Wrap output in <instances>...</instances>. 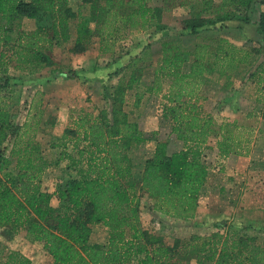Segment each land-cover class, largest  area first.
I'll use <instances>...</instances> for the list:
<instances>
[{
    "label": "trees",
    "instance_id": "1",
    "mask_svg": "<svg viewBox=\"0 0 264 264\" xmlns=\"http://www.w3.org/2000/svg\"><path fill=\"white\" fill-rule=\"evenodd\" d=\"M161 2L156 6L150 0H81L74 10L69 0H0V231L4 227L2 232L9 238L25 231V238L40 243L52 264H180L174 246L143 228L134 202L136 188L146 194L149 209L189 220L196 216L198 194L206 183L208 168L202 157L210 139H215L220 157L247 156L251 151L250 127L231 119L216 122L199 102L205 74H226L246 63L248 52L227 38L198 32L227 21L248 23L256 3L264 5V0ZM179 7L187 13L180 32L175 38L160 40V59L145 89L161 95V116L182 148L169 153L166 143L157 141L136 176L129 153L146 138L125 104L127 91L139 84L142 75L143 46L110 73L116 80L104 87L109 110H71L67 126L50 145L61 148L58 159L68 160L75 175L61 187L48 190L42 176L49 162L36 138L43 93L37 90L25 102L23 119L15 120L10 70L34 74L51 67L52 50L71 37V21L75 23L74 51H83L95 40L98 56L112 57L128 34L163 29L162 13ZM43 15L50 23L31 30L19 21ZM257 30L264 40L263 11ZM185 32L200 39L191 49L184 45ZM257 66L258 72L250 77L259 73L256 84L264 91V62ZM140 100L137 91L134 106ZM99 223L107 228V242L90 243L92 225ZM225 227L226 221H217L211 232L192 237L198 263L264 264V241L256 242L242 228ZM4 264H30V260L8 250Z\"/></svg>",
    "mask_w": 264,
    "mask_h": 264
},
{
    "label": "rangeland",
    "instance_id": "2",
    "mask_svg": "<svg viewBox=\"0 0 264 264\" xmlns=\"http://www.w3.org/2000/svg\"><path fill=\"white\" fill-rule=\"evenodd\" d=\"M80 3L81 0H69V5L74 10ZM150 4L161 6L162 2L161 0H150ZM260 8L264 12V5ZM186 15V11L180 7L164 11L159 21L163 29L134 31L128 34L118 43L116 54L112 57L98 56L95 40L88 43L83 51H74L75 23L71 21L69 24L71 37L60 46L54 47L50 54L54 62L51 67H46L34 74L10 70V76L13 77L12 81L15 84V93L12 99L15 120L23 119L25 102L29 101L37 90L43 93V115L36 138L44 157L49 162V166L42 176L44 187L52 191L61 187L75 175L73 168L68 167V160L58 159L61 148L50 145L61 136L69 122L71 110L82 109L93 113H97L102 108L109 110L110 104L104 96V87L114 84L116 80V77L109 76L110 73L125 64L129 56L139 52L143 46L145 49L141 52L140 61L142 75L139 84L127 91L125 104V110L129 111L131 119L137 122L146 138L144 143L129 153L136 176L138 171H141L144 160L153 153L157 141L165 142L168 150L180 147L181 143H178L179 140L177 141L171 133L168 121L161 116V95L150 94L145 86L152 81L155 65L160 59V40L175 38L180 32L181 19ZM19 21L23 28L31 30L39 24H49L50 18L43 15L37 19L23 17ZM226 30L228 33L233 31L228 25L223 24L215 28H203L198 32V35L220 36L227 33ZM182 39L185 47L189 49L200 40L196 34L187 32L182 35ZM240 43L238 45L244 44L243 46L249 47L253 51H257L259 48V44L256 42L240 41ZM146 45H150V47L147 48ZM69 73L72 76L69 77L67 75ZM248 73L247 68H231L221 76L216 71L211 72L209 78L202 82L199 90L202 98L199 102L203 110L212 115L216 122L231 119L236 120L240 125L250 127L253 131V146L256 140L260 144H264V130L262 131L259 127L262 118H257L260 115L259 110H254L257 114L247 118V116H242V113L240 117H234L228 108L229 103L239 104L240 108L245 110L250 106H253L254 109L258 107V104L254 103V95L259 94V90L256 88L258 85L253 84V81L248 78ZM226 80L230 81L228 87H224ZM137 91L141 93V100L138 106H134ZM246 119L251 120V124L254 125L245 124ZM215 147V139L211 138L204 149L203 157L210 162L207 165L210 175L207 176L206 183L199 193V205L194 218L173 220L158 211L149 209L150 202L145 193L138 188L134 192V202L138 204L143 228L161 236L166 245L174 246L180 264H209L207 261L197 262L190 243L194 235H202L214 230V224L217 221H226L225 228L228 230L244 229L249 235L256 237L258 243L264 241V227L257 228L250 224L247 216L249 213L246 210L248 206L259 205V199L264 202V188L261 189V185L264 184V176H256L258 179H254L250 184L248 183L249 179H243L242 176H216V171L225 157H220L219 154L215 155L216 151L211 150ZM68 149L71 150V146ZM243 182L247 184L242 185L243 189L241 190L238 186ZM260 182H262L261 185ZM232 183L237 187H229ZM249 186L252 188L250 189ZM245 187L247 188L245 189ZM250 192L252 193L250 194ZM23 232L25 231L17 232L13 238H9L8 234L3 232L0 233V264H4L8 249L14 250L12 248L17 246L23 247V239H26L25 235L21 234ZM107 238L105 226L100 223L92 225L90 243H106ZM28 252L32 258V264H52L51 256L40 243L34 242Z\"/></svg>",
    "mask_w": 264,
    "mask_h": 264
},
{
    "label": "crops",
    "instance_id": "3",
    "mask_svg": "<svg viewBox=\"0 0 264 264\" xmlns=\"http://www.w3.org/2000/svg\"><path fill=\"white\" fill-rule=\"evenodd\" d=\"M256 4H257L256 6L258 7H256L254 13L251 14L250 22L245 23V22L234 21V20L223 22L224 25H228V27L231 28V30L233 31L232 33H228V30H226L227 33H225L224 35L223 34L220 35L224 38H227L230 42L236 45L241 44L240 41L258 42L259 48L257 51L256 50L253 51L249 47L243 46L244 44L238 45V46H243L246 49V52H248L249 56H248V60L246 63L240 64L238 67H235V68H247V71L249 72L248 78H250V80L253 81V84L255 85H256V78L259 73H256L257 75H254L252 77H250V73L256 72L257 70H259L257 65L264 62V40L262 39V35L257 30L260 13L262 11L260 7H262L263 5H261V3L259 2H257ZM223 24L218 23L216 24V26H213V28L217 27L218 25L220 26ZM210 74L211 72L206 73L205 79H208ZM229 85H230V81L226 80L224 87H228ZM256 88H258V86ZM254 103L258 104V107L255 109L253 106H250V107H246V110H245V109H241L239 104H230V103H229L228 108L231 111V115H234V117H240L242 113L243 114L242 116H247V118H249L250 116H255L257 113H255L254 110L258 109L259 110L258 112H260V115L257 118H262L261 121L259 122L260 123L259 127H261V130L263 131L264 130V118H263L264 91L262 92V90H259V94L254 95ZM241 121L243 122L244 120H241ZM244 123L248 125L249 124L254 125V124H251L252 121L248 119H246ZM179 142L180 141H178V143ZM181 148H182V144H180V147L175 148V149H170V150H168V148L166 149H167V152L171 153L173 151L180 150ZM211 150H215L216 152L214 151L212 152H214L215 155H218V150L216 147ZM203 156H204V151H203ZM202 158L206 165L210 164V162H208L204 157ZM221 163L222 164H220L219 169H217L218 171H216L217 172L216 176H229V175H233L234 177L242 176L241 178L243 179L248 178L249 179L248 183L250 184L254 179H258L256 178V176H262V177L264 176V144L263 143L260 144V142H257L256 140V142L253 143L251 151L247 156L229 155L223 158ZM242 166H244V168H241ZM208 167L209 166H207V168ZM209 175L210 173L208 172L207 176ZM245 183L246 182H243V184H240L238 187L242 190L243 188L241 186L244 185ZM261 183L262 182H260V185ZM229 187L236 188L237 186H234V184L232 183L229 185ZM246 188L247 187H245V189ZM249 188L251 189L252 187L249 186ZM262 188H264V184L261 185V189ZM251 193L252 192H250V194ZM258 201L260 202L259 205H254V206L251 205V206H248L246 209L248 210L247 212L249 213L247 215L249 223L252 224L253 226H257V228L260 226L264 227V205H263L264 202L261 199H259ZM254 203L256 204V201ZM171 219L175 220L174 218H171ZM2 231H5L4 227L1 228L0 233H2ZM21 234L25 235V232ZM15 235L16 234H13L11 238H13V236ZM23 240H24L23 247L17 246L12 249H14V251H17L23 256H25L26 258H28L30 260V264H32L33 263L32 258L28 250L29 248L32 247V245H34V242L33 243L29 242L26 239H23ZM25 241H26V244H25ZM8 250H11V249H8ZM209 264H212V263L209 262Z\"/></svg>",
    "mask_w": 264,
    "mask_h": 264
}]
</instances>
